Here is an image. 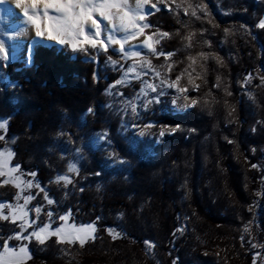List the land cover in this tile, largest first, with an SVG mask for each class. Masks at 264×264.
<instances>
[{
    "label": "trees",
    "instance_id": "trees-1",
    "mask_svg": "<svg viewBox=\"0 0 264 264\" xmlns=\"http://www.w3.org/2000/svg\"><path fill=\"white\" fill-rule=\"evenodd\" d=\"M147 4H158L160 10L145 16L143 22L151 27L144 33L159 37L153 47L171 55L148 52L146 58L170 82L180 77L177 87L187 91L179 93L176 109L164 102L141 117L171 125L175 132L151 141V152L140 155L125 145L113 125L107 135L123 160L121 167L103 170V152L91 151L83 156L78 173H68L70 153L63 157L53 146L55 139L67 138L74 149L82 136L104 130L107 89L130 96L142 81L117 84L132 62L117 51H73L68 45L38 43L31 65L0 58V119L6 121L0 148L14 140L12 164L20 166L22 178L46 189L54 203L62 200L57 177L85 179L64 201L81 222L96 224V238L67 246L84 264H249L239 238L244 223L254 221L248 208L256 202L264 176V29L258 28L264 0ZM110 59L117 61L115 66ZM248 81L259 92L255 115L244 100ZM170 93H177L176 88ZM19 192L0 176V202L15 203ZM43 194L37 199L42 203ZM258 220L260 227H253L252 236L259 243L264 242V210ZM181 223L185 232L176 237ZM18 232L17 223L0 218V243L24 245L29 264H67L55 238L43 245L10 239ZM145 241L156 243V260L145 256Z\"/></svg>",
    "mask_w": 264,
    "mask_h": 264
},
{
    "label": "rangeland",
    "instance_id": "rangeland-1",
    "mask_svg": "<svg viewBox=\"0 0 264 264\" xmlns=\"http://www.w3.org/2000/svg\"><path fill=\"white\" fill-rule=\"evenodd\" d=\"M145 10L150 9L151 13L156 11L155 9L151 8V5L144 4L143 5ZM131 9V8H129ZM160 9V7H159ZM127 10V9H126ZM131 14V13H130ZM148 15V14H147ZM145 15V16H147ZM94 18L99 21V17L94 15ZM261 20H264V17L261 18ZM90 23V22H89ZM138 23H144L143 21H138ZM103 25H107V31L103 30ZM258 28L260 29L258 24ZM264 29V28H262ZM89 27L85 26V34H88ZM95 30L92 29V33L94 35ZM109 35H113L116 39H122L126 33L123 32H114L112 29V25L108 23V21H104L102 24V34L99 38V42L105 43V46L107 49H119L118 44H112L108 45L106 43L107 38ZM32 34L30 31L20 22L16 16L4 8H0V43H3L5 45V51L8 55L7 63L20 61L28 65L26 62V54L30 53L32 50L33 45L37 43H44L47 45H57L55 42H49L45 39H39L37 42H30ZM147 36L144 34V36L138 37L136 40H139L141 38H146ZM143 39V41H144ZM133 41V40H129ZM128 41V42H129ZM125 44V47L127 48V44ZM132 50L139 52L148 53L147 48H133ZM145 54L144 56H141L139 58H129L132 60V62L129 64L128 67H131L133 64L137 66L136 70L134 72H129L127 75H125L126 70L122 73L121 78L123 77V80L121 82H117V84L120 86H127L130 84L131 81L140 80L141 88L144 87V82L152 83L157 86L161 85V80L163 79L165 83L162 87H158L157 92H153L151 89H148L146 91V94H142L140 92V89L138 91L133 92L130 96H125L121 91L115 90V88L111 89L108 88L106 91V95L108 98V103L106 105V109L103 111L102 119L105 124V129L101 131L95 132L92 136L89 137H81L80 141L78 142V146L72 148L71 142L64 138L63 140L60 139V137H57L54 141L55 147H57L62 156L64 157L68 152L69 158L66 162V171H68L69 165H72L75 167L78 171L72 172L70 174H76L79 172V165L81 161L83 160V156L91 151H102L103 152V170L109 169L110 167H121L123 164V160L111 149L112 141L109 140L108 135H106V138H102V134L106 133L108 134V130L113 125L116 126V135H118L121 140L125 143L129 149H131L132 152L138 151V153L141 154H148L151 152V147L149 143L151 141H158L157 139L160 138L159 133L163 129L165 132L172 131V127L170 126H163V125H156L154 121L146 119H142L141 114L146 111L150 106L153 105H159L160 103H169V106L172 107V109H176L175 104L173 101L178 98L179 93L171 94L170 91L175 90V87H168L170 82L167 77L163 75L162 72L157 71L155 69L148 66V64H145L144 61H148ZM3 57V53H0V58ZM30 63V62H29ZM148 63L151 65V63L148 61ZM143 65V67H141ZM157 72H159V76L157 75ZM138 73V74H137ZM261 81L264 82L262 79ZM196 87H199L200 82L197 81L194 83ZM264 84V83H263ZM158 92H163L164 95H158ZM244 96L246 99L247 104V111L250 115H255V110L258 107L257 101H258V95L259 92L254 89V85L252 84V81H248L246 83L245 88L243 89ZM156 99H159V103L152 102L149 103V101H155ZM195 100V99H193ZM192 100V101H193ZM260 107V106H259ZM133 108H135V112H133ZM261 108V107H260ZM0 123H5L6 121L4 119H0ZM152 124L153 126L151 128L146 127L148 124ZM4 130V129H0ZM141 132L144 133V135H141ZM13 139L6 140L5 147L0 148V152H3L4 159L7 160V164L5 166V176H1L3 183L5 181L9 182L10 184H13L17 187V184L13 182L11 179L13 176L20 175V173H11L8 171L9 167L15 166L12 164L13 156L9 157L7 155L8 152H12L11 146L13 144ZM263 162H264V152H263ZM21 176V175H20ZM64 177V176H62ZM70 178V177H69ZM24 179V178H22ZM71 179V178H70ZM26 180V179H24ZM72 183L65 184L64 180H60L58 183V191L61 192L62 200L60 203H53L52 205H48L46 200L44 199V195L42 196L43 202L38 201V196L43 193V188L39 186H34L30 189H28L26 186H22L24 188V191L21 192V188L17 187L20 191L19 194L21 195V199L17 200L15 203L9 204L4 203L5 207L3 208V213L6 215H9V220L11 223H13V220L11 218V215L9 214L8 205L13 206H23V197L27 196L29 194L34 196V199H32L29 204L26 207L27 215L25 217L26 220L33 221V225L29 227L27 224L25 225V230L23 234L27 236L30 234L34 229H38L41 225L45 223H49V217L47 215L48 211H52L54 213V216L51 218V231L54 232L57 227L65 229V231H72L73 226L76 228L86 226L89 223H83L81 220L73 215L69 210L65 207L64 201L67 199L75 190V187L79 185V183H82L85 179L74 181V179H71ZM261 187L260 190L256 193V202L254 205H251L248 208V212L252 214L254 221L253 222H246L241 227L242 235L240 236L239 240L242 241V244L246 248V253L249 255V264H264V242H257L256 238H253L254 230L253 227H260L259 218H260V211L264 210V176L261 179ZM27 181H32L31 179H27ZM101 181L97 182V184ZM6 182V183H7ZM57 182V179H56ZM40 206L42 208V211L39 215L35 212V207ZM61 214L68 215L69 219L67 221H61L59 219V216ZM17 216H19V213H17ZM2 219V218H1ZM4 220V219H3ZM24 222L21 219L17 218L15 223H17V226H19V232L16 234L21 233L20 224ZM247 229V231H245ZM183 232H185V224L181 223L177 229V235L176 237L182 236ZM97 232L94 233V236L96 238ZM13 235L12 238L17 241H21L15 238V235ZM89 235H92L89 233ZM42 237L44 238V243L46 240H48L50 237L55 238L56 243L58 240V237L56 235L52 234H43ZM23 240V239H22ZM30 240L35 241L41 245L43 243H40L35 237H32ZM93 239H88L86 242L92 241ZM85 242V243H86ZM147 242V243H146ZM5 244V243H4ZM4 244L0 243V253H3V246ZM60 244V251H61V258L65 260L67 264H84V262L79 259V257L74 254L70 253V250L68 249L69 244H79V241L77 240L75 243H69L67 240H65L63 243ZM143 245V251L145 256L152 261L156 260V243H152L151 241H145ZM255 245V247L253 246ZM14 248L15 251H19V247L17 246H10V249ZM219 251V250H218ZM29 256L30 251L28 250V256L24 259L23 264H29Z\"/></svg>",
    "mask_w": 264,
    "mask_h": 264
},
{
    "label": "snow or ice",
    "instance_id": "snow-or-ice-1",
    "mask_svg": "<svg viewBox=\"0 0 264 264\" xmlns=\"http://www.w3.org/2000/svg\"><path fill=\"white\" fill-rule=\"evenodd\" d=\"M5 0H0V4L4 3ZM148 3V0H137L135 10L129 9L126 0H16V8L22 9L23 16L26 19L23 21L25 24H28L35 30V35L39 38L45 39L49 42H55V44L64 46H70L73 51H84L87 52L88 48L96 49H103L108 51L105 43L99 42V38L102 34V24L104 21H108L109 24L112 25V29L114 32H123L126 35L123 36L122 39H116L113 35H109L107 38L106 43L108 45L118 44L119 45V55L122 59L127 60L130 57H136L139 53L138 51H134L131 48H126L125 44L129 40H135L138 37L144 36V30L151 27L148 23H138V21H143L145 19V15L151 14V10H145L143 5ZM189 7H192L189 5ZM152 9L159 11L158 4H152ZM127 9V10H126ZM185 14H189V9H184ZM52 13V14H50ZM131 13V14H130ZM98 16L100 19L99 21L94 18ZM192 16L196 15L195 11L191 12ZM90 22V23H89ZM89 27L88 34H85V26ZM107 25H103V30L107 31ZM259 27L264 28V20L259 22ZM92 29L95 30L94 35L92 33ZM167 33H162L161 36H167ZM159 37L154 38L153 36H147L143 41V48H147L148 51L154 55H164L166 58L171 55V53H164L162 51H158L155 47H153V43L158 42ZM136 48H140L139 45L134 46ZM113 53L117 51V49H112ZM0 53H3L2 59L4 61L8 60V55L5 51V45L0 43ZM208 57L202 54V59L206 60ZM219 59V58H217ZM110 62L115 66L117 61L111 60ZM197 61L193 59V64ZM145 64H148L149 67L151 65L148 61H144ZM143 67V65H141ZM191 67V65H190ZM137 66L133 64L131 67L126 69L125 75L129 72H134ZM138 74V73H137ZM159 76V72H157ZM98 78V77H97ZM123 77L121 78V81ZM180 80V77H177L175 83H169L168 87H175L177 93H185L187 91L184 87H177V84ZM121 81H118L121 82ZM191 82V81H190ZM165 81L161 80V85L157 86L152 83L144 82V87L140 89L142 94H146L148 89H151L153 92H157L158 87H162ZM158 95H164L163 92H158ZM187 99V96L184 97ZM156 102L159 103V99L155 101H149V103ZM173 103L175 104L176 101L174 100ZM196 103L195 100L192 101V105ZM191 105H184L183 107H189ZM91 111V109H89ZM133 112H135V108H133ZM231 114V113H230ZM153 125L150 123L146 125V127L151 128ZM179 126H177L178 128ZM0 129L6 130V124L0 123ZM176 128H172V132H175ZM106 133L102 134V138H106ZM141 135H144L141 132ZM165 135V131L162 129L159 133L160 137ZM4 137L0 136V139ZM231 142V141H229ZM4 153L0 152V176H5V166L7 164V160L4 159ZM7 155L11 157L13 152H8ZM255 167V165H254ZM11 173H19L20 166H11L8 169ZM69 173L77 172L78 170L69 165L68 167ZM33 176L35 174H32ZM13 182L17 184V187L21 188V192L24 191L22 186H26L28 189L38 186L37 182L34 180L27 181L22 179L20 175L13 176L11 178ZM64 180L65 184L72 183V180L67 177H57V183L60 180ZM7 182V181H5ZM45 195L44 199L46 200L48 205H52L54 203L53 199L50 198L47 194V190L43 189ZM17 200L21 199V195L18 194L16 197ZM34 199V196L29 194L23 197V206H13L8 205L9 214L15 223L16 219H21L22 222L20 224L21 233L16 234L15 238L18 240L22 239H31L35 237L40 243H44V238L42 237L43 234H52L58 237L57 242L63 243L67 240L69 243H75L77 240L81 244L84 243L88 239H94V233L96 232V224L89 223L86 226H82L76 228L73 226L72 231H65L63 228L57 227L54 232L51 231V218L54 216L52 211H48L47 215L49 217V223H45L41 225L38 229H34L30 234L25 236L23 234L25 230V225L27 224L29 227L33 225V221L26 220L25 217L27 215L26 207L29 202ZM5 207L3 202H0V218L2 219H9V215L3 213V208ZM42 211L40 206L35 207V212L39 215ZM19 213V216H17ZM61 221H67L69 219L68 215L61 214L59 216ZM99 220V218H97ZM247 231V229H245ZM91 233L92 235H89ZM109 235L112 236L113 239L118 238L120 235L119 233L115 232L113 229H109ZM147 243V242H146ZM255 247V245H253ZM28 256V249L21 245L19 247V251H15L14 248L10 249V246L5 243L3 246V253H0V264H23L24 259Z\"/></svg>",
    "mask_w": 264,
    "mask_h": 264
},
{
    "label": "bare ground",
    "instance_id": "bare-ground-1",
    "mask_svg": "<svg viewBox=\"0 0 264 264\" xmlns=\"http://www.w3.org/2000/svg\"><path fill=\"white\" fill-rule=\"evenodd\" d=\"M23 2V0H22ZM127 4H128V8H131L132 10H135L136 8V3H137V0H126ZM16 0H5L4 3L0 4V8H4L5 10L9 11V12H12L16 18L22 22V24L30 31V33L32 34L31 36V39H30V42H37L39 41V37H37L35 35V30L33 28H31L30 25L28 24H25L23 21L26 19V17L23 16V11L22 9H19V8H16ZM52 14V13H50ZM143 39L144 38H141L139 40H136V41H129L128 44H127V48H136L134 46H137L139 45L140 48L143 47ZM26 62L29 63L31 61V52L30 53H27L26 54Z\"/></svg>",
    "mask_w": 264,
    "mask_h": 264
},
{
    "label": "water",
    "instance_id": "water-1",
    "mask_svg": "<svg viewBox=\"0 0 264 264\" xmlns=\"http://www.w3.org/2000/svg\"><path fill=\"white\" fill-rule=\"evenodd\" d=\"M144 55H145L144 52H139V54L136 57H131V58H139V57L144 56Z\"/></svg>",
    "mask_w": 264,
    "mask_h": 264
}]
</instances>
